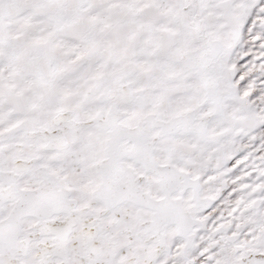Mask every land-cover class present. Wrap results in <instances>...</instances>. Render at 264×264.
Instances as JSON below:
<instances>
[{
    "label": "snow or ice",
    "instance_id": "6c2138e0",
    "mask_svg": "<svg viewBox=\"0 0 264 264\" xmlns=\"http://www.w3.org/2000/svg\"><path fill=\"white\" fill-rule=\"evenodd\" d=\"M0 264H264V0H0Z\"/></svg>",
    "mask_w": 264,
    "mask_h": 264
}]
</instances>
